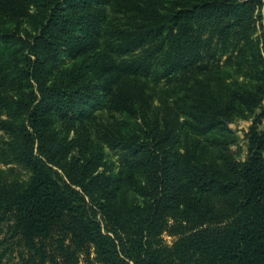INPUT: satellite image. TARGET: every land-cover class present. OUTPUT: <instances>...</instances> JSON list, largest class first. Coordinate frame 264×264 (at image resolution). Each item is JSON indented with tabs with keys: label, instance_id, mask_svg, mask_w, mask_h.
<instances>
[{
	"label": "trees",
	"instance_id": "trees-1",
	"mask_svg": "<svg viewBox=\"0 0 264 264\" xmlns=\"http://www.w3.org/2000/svg\"><path fill=\"white\" fill-rule=\"evenodd\" d=\"M263 10L0 0V264H264Z\"/></svg>",
	"mask_w": 264,
	"mask_h": 264
},
{
	"label": "rangeland",
	"instance_id": "rangeland-1",
	"mask_svg": "<svg viewBox=\"0 0 264 264\" xmlns=\"http://www.w3.org/2000/svg\"><path fill=\"white\" fill-rule=\"evenodd\" d=\"M263 14H264V10H263ZM262 109H264V103L262 105ZM250 123H251V119H240L231 124V128L234 130L235 134L239 139V145L242 147V153H241L242 155L246 154V139L244 134L248 130ZM259 128L261 129L264 128V117L262 118ZM107 160L110 163H113L115 167L118 166L121 163L120 151L116 149L107 148ZM0 167L7 169L8 171L7 175L9 177H17V178L27 177L26 170L20 165H16V164L3 165L0 163ZM165 239L170 242L172 238L165 235ZM17 250L18 247H15L13 254L9 255L11 258H13V260L17 259Z\"/></svg>",
	"mask_w": 264,
	"mask_h": 264
}]
</instances>
